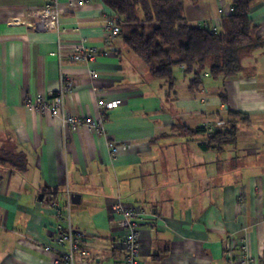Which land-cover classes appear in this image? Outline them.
Segmentation results:
<instances>
[{"label": "crops", "instance_id": "obj_1", "mask_svg": "<svg viewBox=\"0 0 264 264\" xmlns=\"http://www.w3.org/2000/svg\"><path fill=\"white\" fill-rule=\"evenodd\" d=\"M46 2L0 0V264H53L67 250L56 242L59 225L82 235L88 264H124L126 230L112 209L119 200L141 210V264L260 260L264 0L251 9L257 43L238 49L237 77L212 78L208 59L203 83L193 89L192 74L176 67L171 100L167 83L153 78L118 35L111 49L106 45L115 15L102 0H57L58 29L36 24ZM230 11L227 0L186 3L190 22L213 28ZM81 44L100 54L90 63L69 59L66 53ZM222 88L227 105L218 96ZM60 92L65 113L103 115L104 131L71 130L61 116L28 104ZM113 100L120 105L101 104ZM228 109L251 122L239 124L238 143L220 155L205 150V136L173 129L215 125ZM19 154L24 171L14 165Z\"/></svg>", "mask_w": 264, "mask_h": 264}, {"label": "trees", "instance_id": "obj_2", "mask_svg": "<svg viewBox=\"0 0 264 264\" xmlns=\"http://www.w3.org/2000/svg\"><path fill=\"white\" fill-rule=\"evenodd\" d=\"M102 1L114 13L113 22L119 26L118 36L125 46L146 64L153 78L167 83V100L176 96L174 68L182 67L186 74H192L190 86L193 89L202 85L208 59L212 60L209 69L212 78L233 79L239 72L238 49L257 43L256 27L251 18V9L257 0H227L231 5L230 14L222 16V23L215 30L210 25L188 20V0ZM218 96L223 104H228L224 88ZM221 121L224 125L191 128L179 123L173 129L191 136H205V150L214 149L220 155L226 147L236 146L239 124H250L251 117L228 109ZM212 126L214 130L210 131ZM19 156L23 157L14 165L17 170L24 171L27 163L24 155ZM260 264H264V256Z\"/></svg>", "mask_w": 264, "mask_h": 264}, {"label": "built area", "instance_id": "obj_3", "mask_svg": "<svg viewBox=\"0 0 264 264\" xmlns=\"http://www.w3.org/2000/svg\"><path fill=\"white\" fill-rule=\"evenodd\" d=\"M38 20L36 24L42 26L45 29H53L59 27L60 19V8L57 0H47L46 4L37 13ZM30 25H33L30 23ZM206 26L207 23L201 24ZM216 27H214V30ZM120 29L119 26L112 24L109 36L106 39V45L111 44V38L115 35L117 36ZM109 51V50H108ZM100 54L99 50L96 48L86 47L84 44L73 47L71 51L66 53V56L77 62H92ZM91 75L95 77V73L92 72ZM64 95L62 92L51 95V98L44 96H37L34 99H29V106L35 111H50L54 116H61L63 122L71 129L78 130L81 126L87 125L94 130L102 133L104 131V119L103 115L97 118L91 117H79L73 115L70 112H64ZM120 100H113L110 102L101 101V104L112 109L119 106ZM208 124H206L207 126ZM224 125V122L218 121L216 126ZM214 127H210V131H213ZM112 150L115 152L117 149L115 144H110ZM113 212L120 216V221L123 228L126 230L124 237V246L126 249V256L124 264H141L140 262V233L137 226L138 218L141 215V210L135 205L124 204L120 200L115 202L113 207ZM56 242L59 245H66L67 250L64 252H59V254L53 258V264H88V251L82 247V235L70 228H62L61 225L57 228ZM235 245V241H231V247ZM46 250H50L51 247H45ZM243 264H260V260L253 259L250 256L243 257Z\"/></svg>", "mask_w": 264, "mask_h": 264}, {"label": "rangeland", "instance_id": "obj_4", "mask_svg": "<svg viewBox=\"0 0 264 264\" xmlns=\"http://www.w3.org/2000/svg\"><path fill=\"white\" fill-rule=\"evenodd\" d=\"M38 12H39V11H38ZM22 22H26V23H28V24L31 23V21H28V22H27L26 20H25V21H22ZM31 26H32V25H31ZM32 27H34V26H32Z\"/></svg>", "mask_w": 264, "mask_h": 264}]
</instances>
